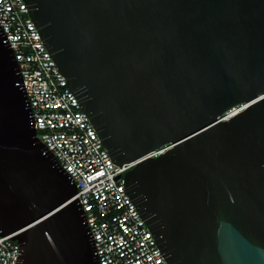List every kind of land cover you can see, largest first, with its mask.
<instances>
[{"label": "water", "instance_id": "obj_1", "mask_svg": "<svg viewBox=\"0 0 264 264\" xmlns=\"http://www.w3.org/2000/svg\"><path fill=\"white\" fill-rule=\"evenodd\" d=\"M24 3L111 161L135 162L124 192L165 261L264 264V0ZM20 84L0 31V233L18 264H98Z\"/></svg>", "mask_w": 264, "mask_h": 264}, {"label": "built area", "instance_id": "obj_2", "mask_svg": "<svg viewBox=\"0 0 264 264\" xmlns=\"http://www.w3.org/2000/svg\"><path fill=\"white\" fill-rule=\"evenodd\" d=\"M0 31L13 51L37 137L75 184L76 199L93 239L98 264H168L124 192V174L135 162L114 164L65 77L42 43L24 0H0ZM264 98V90L258 99ZM227 109L220 120L244 110ZM170 145L150 151L156 157ZM0 233V264H18L20 244Z\"/></svg>", "mask_w": 264, "mask_h": 264}]
</instances>
